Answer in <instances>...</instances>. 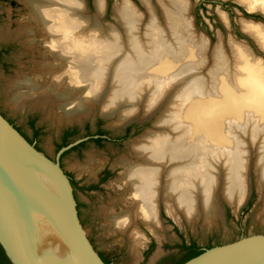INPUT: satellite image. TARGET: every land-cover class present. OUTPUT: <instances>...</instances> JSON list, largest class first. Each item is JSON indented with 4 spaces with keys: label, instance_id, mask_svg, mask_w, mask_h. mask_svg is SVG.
I'll list each match as a JSON object with an SVG mask.
<instances>
[{
    "label": "bare ground",
    "instance_id": "6f19581e",
    "mask_svg": "<svg viewBox=\"0 0 264 264\" xmlns=\"http://www.w3.org/2000/svg\"><path fill=\"white\" fill-rule=\"evenodd\" d=\"M140 1L147 12L120 0L113 6L117 25H105L106 0H95L93 19L86 0H23L60 70L42 93L25 75L9 81L16 91L11 103L59 101L69 121L97 108L115 126L153 117L152 128L131 145L136 159H121L133 207L111 220L132 241L135 257L134 216L160 236V203L174 219L208 223L223 218L220 196L236 207L243 203L253 151L262 200L257 213L264 218V60L232 34L227 50L218 44L209 56V38L198 31L190 0H156V7ZM236 1L264 12V0ZM221 18L228 27L226 14ZM239 22L264 52V24L243 15ZM31 28L3 29L0 39L29 37ZM22 88L27 91L17 92Z\"/></svg>",
    "mask_w": 264,
    "mask_h": 264
},
{
    "label": "rangeland",
    "instance_id": "374dc122",
    "mask_svg": "<svg viewBox=\"0 0 264 264\" xmlns=\"http://www.w3.org/2000/svg\"><path fill=\"white\" fill-rule=\"evenodd\" d=\"M118 1L120 2V0H106V9L101 16L103 24L117 25L113 6ZM132 1L141 11L147 12L144 3L138 0ZM149 1L153 7H156V0ZM190 1L193 4L191 13L198 31L209 38V56L213 54L218 44H223L227 50L228 35L232 34L238 41L248 44L256 57L264 60V52L258 50V46L254 43L256 40L243 35L239 25V18L242 15L245 19L264 24L263 11H248L236 0ZM86 5V15L93 19L96 15L94 0H86ZM221 12L227 16L228 27L221 18ZM156 15L161 17L160 10H156ZM32 17L23 0H0V32L6 28L11 31L27 26L33 28L29 37L24 34L18 39L16 37L0 39V111L5 118L10 119L31 138L33 128L30 120H33L34 126L39 130L37 144L52 159L55 158L57 145L66 128L77 129L75 135L69 139L70 142L85 136L86 132L94 134L98 128L106 131L109 140L88 141L79 149L68 151L63 156L61 165L76 182L80 183L79 186H84V189L76 187L78 206L89 234L108 261L112 264H171L182 258L185 253L183 245L191 242L205 249L235 241L242 236L264 234V218L259 217L257 213L262 200L261 193L255 185L256 152L253 151L251 155L253 167L250 172L251 193L239 211L228 205L220 196L222 219H217L215 223H208L200 218L186 222L182 217L174 219L166 213L163 203H160L158 206L162 227L160 236L152 233L151 226L143 218L135 216L133 218V228L139 234L135 257L131 251L132 241L111 220L127 213L133 207L129 192L127 194L120 181V173H123L121 158L136 159L131 156V145L143 137L145 131L152 128L153 118L142 125L130 123L120 127V125L112 126V119H104L95 111L79 121L77 120L80 118L66 120L62 117L59 101L49 100L45 107L32 105L30 101H26L21 107L11 103L16 92L9 88V81L18 77L17 73L25 75L26 79L39 85L41 89L44 86L47 88L48 83L52 81L49 76L53 77L60 70L58 60L51 57L45 47L46 39L41 35L39 25ZM25 40L32 41L31 47L25 45ZM67 84L68 80L64 79L58 88L63 87L60 90L64 92ZM42 91L43 89L40 90L41 93ZM84 166L86 169H82ZM106 171L109 174L105 175ZM104 175L105 179L100 182L99 187L95 190L87 189L91 184H98L99 177Z\"/></svg>",
    "mask_w": 264,
    "mask_h": 264
},
{
    "label": "water",
    "instance_id": "95a60500",
    "mask_svg": "<svg viewBox=\"0 0 264 264\" xmlns=\"http://www.w3.org/2000/svg\"><path fill=\"white\" fill-rule=\"evenodd\" d=\"M242 34L249 37L244 32ZM22 91L25 93L27 90L22 88L17 92ZM95 112L104 119H110L103 116L98 108ZM152 118L140 116L120 127L130 123L142 125ZM254 166L258 168L256 162ZM255 185L259 190L258 179ZM251 186L249 173L248 194L237 207L221 197L239 211L250 196ZM0 247L11 264H107L100 257V251L85 226L72 185L59 162L37 150L1 112ZM182 264H264V234H250L205 248Z\"/></svg>",
    "mask_w": 264,
    "mask_h": 264
},
{
    "label": "flooded vegetation",
    "instance_id": "af4514ba",
    "mask_svg": "<svg viewBox=\"0 0 264 264\" xmlns=\"http://www.w3.org/2000/svg\"><path fill=\"white\" fill-rule=\"evenodd\" d=\"M1 112V111H0ZM2 114V113H1ZM3 115V114H2ZM7 119V118H6ZM24 137L27 141H29L31 144L34 145V147L39 150V151H42L43 150L38 146L37 144V136H38V133H39V130L34 126V121L33 120H30V125L31 127L33 128V137H29L26 133H24L20 128H18L10 119H7ZM113 126V125H112ZM87 125L85 126L86 130H87ZM77 131L76 127H70V128H66L63 132H62V135H61V139H60V142L58 143L57 147H58V150L55 154V158L52 159L50 158L45 152H43L47 157H49L50 159L54 160V161H58L61 168L63 169L62 165H61V162H62V158L63 156L70 150H76V149H79L80 147L83 146L84 143L88 142V141H95V142H101V141H104V140H109L110 138L107 136V133L106 131H104L103 129L101 128H98L94 134L92 133H88L86 132V135L85 136H82V137H79L78 139H82L81 141L75 143L74 142H70L69 139L71 137H73L75 135V132ZM88 131V130H87ZM87 138V139H85ZM76 139V141L78 140ZM75 143V144H73ZM70 144H73L72 146L68 147ZM65 147H68L67 149L61 151V149L65 148ZM61 151V152H60ZM60 152V153H59ZM59 153V155H58ZM122 159V158H121ZM122 164V163H121ZM122 169H123V172H124V167L121 166ZM82 169H86V167H82ZM64 170V169H63ZM64 172L66 173L71 185H72V188H73V195H74V198L76 200V202L78 203V199H77V195H76V187H79L81 189H84V186H79L80 183L76 182V180L73 178V176L68 173L67 171L64 170ZM109 174L108 171L105 172V175ZM105 175L103 177H99L98 179V184H91L90 186H88L87 189H90V190H95L97 187L100 186V182H102L105 178ZM123 176V173H120V177L122 178ZM121 181V180H120ZM121 183L123 184V187H125L126 189V192L128 195H130V190L128 189V186L124 185V183L121 181ZM78 208V207H77ZM97 251V250H96ZM98 252V251H97ZM100 257L105 260V261H108V259L100 252H98ZM185 254V253H184ZM183 254V256H184ZM108 264H112L110 261L107 262Z\"/></svg>",
    "mask_w": 264,
    "mask_h": 264
},
{
    "label": "trees",
    "instance_id": "16d2710c",
    "mask_svg": "<svg viewBox=\"0 0 264 264\" xmlns=\"http://www.w3.org/2000/svg\"><path fill=\"white\" fill-rule=\"evenodd\" d=\"M183 249L185 251L184 256L178 261V262H172L171 264H182L183 262L189 260L190 258H193L197 256L198 254L203 252V249L200 247H197L195 243L191 242L188 245H183ZM105 263L108 261L103 260ZM0 264H11L9 259L7 258L4 250L2 247H0ZM108 264V263H107Z\"/></svg>",
    "mask_w": 264,
    "mask_h": 264
},
{
    "label": "crops",
    "instance_id": "0c3cea01",
    "mask_svg": "<svg viewBox=\"0 0 264 264\" xmlns=\"http://www.w3.org/2000/svg\"><path fill=\"white\" fill-rule=\"evenodd\" d=\"M19 74H21V73H17V76H18Z\"/></svg>",
    "mask_w": 264,
    "mask_h": 264
}]
</instances>
